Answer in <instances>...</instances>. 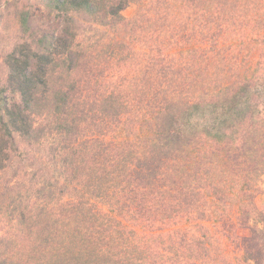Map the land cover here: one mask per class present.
Segmentation results:
<instances>
[{"label":"trees","instance_id":"trees-1","mask_svg":"<svg viewBox=\"0 0 264 264\" xmlns=\"http://www.w3.org/2000/svg\"><path fill=\"white\" fill-rule=\"evenodd\" d=\"M39 1L56 30L20 10L31 31L2 61L0 172L18 162L6 211L21 236L0 264H224L216 244L264 264V211L222 175L264 149L249 84L223 99L196 87L227 20L246 18L241 1ZM150 19L191 48L164 47Z\"/></svg>","mask_w":264,"mask_h":264},{"label":"rangeland","instance_id":"rangeland-1","mask_svg":"<svg viewBox=\"0 0 264 264\" xmlns=\"http://www.w3.org/2000/svg\"><path fill=\"white\" fill-rule=\"evenodd\" d=\"M7 1H10L8 4ZM242 12L246 13V18L242 21H236L231 24L227 20L221 32L217 36V46L215 49L208 51L206 54L205 68L202 77L198 78L196 87H205L208 90H215L218 98L230 97L233 91L243 84H249V95L253 107L254 120L257 117L259 130L256 139L264 142V0H240ZM38 4H42L39 0H0V21L2 29H0V78H4L3 58L11 48L15 40L24 34L21 33L16 23V15L20 10H29L32 15V24L35 29L54 31L56 30V19L53 14L48 15L46 11L38 10ZM142 4L131 3L123 11L122 14L127 18H132L139 10ZM41 9V6L39 5ZM30 15V16H31ZM34 15V16H33ZM178 17V16H177ZM146 24L150 29L144 27L145 32L151 30L150 36L156 37L160 32L159 40H164L163 46L168 48L186 47L193 44L194 39L188 42L187 39L182 41L180 33L171 34L166 28H159L162 22H155L153 19ZM168 20H166L167 22ZM166 24V23H165ZM184 36H188L189 28L185 26ZM155 30V32L153 31ZM172 38V39H171ZM194 38V37H193ZM196 39V37H195ZM149 37L142 40V44L146 47L152 46L154 43L149 41ZM141 117L135 119L136 122L142 123ZM28 141L16 142V154L23 151L21 163L28 166L31 164V145ZM259 144V145H261ZM27 148H29L28 151ZM28 153V155L26 154ZM240 166H232L229 161L227 171L224 170L222 175L229 174L232 180L226 185L232 193L235 200L240 197H252L254 209L264 211V149L259 147L255 160L250 156L243 160ZM16 163V164H15ZM15 163L6 170L5 173L0 172V252L3 248L18 249L20 246L21 233L18 231L14 221L9 222L8 212L10 196L15 195L10 180H12L15 172ZM231 165V166H230ZM241 171L238 173L232 168ZM214 166L212 170L218 169ZM243 170V171H242ZM220 176V175H219ZM6 184H8L6 186ZM238 192V195L236 193ZM10 207V206H9ZM249 207V206H248ZM250 208V207H249ZM232 213L237 214L238 205L234 204ZM214 253L216 255L222 253L225 259L224 264H248L241 253L234 251L229 245H215ZM0 261L1 259L0 255ZM8 264V262H5Z\"/></svg>","mask_w":264,"mask_h":264}]
</instances>
